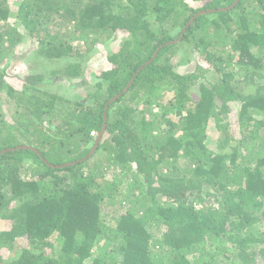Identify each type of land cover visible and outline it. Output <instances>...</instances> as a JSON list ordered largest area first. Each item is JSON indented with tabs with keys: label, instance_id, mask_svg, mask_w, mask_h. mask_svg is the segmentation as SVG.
Masks as SVG:
<instances>
[{
	"label": "trees",
	"instance_id": "16d2710c",
	"mask_svg": "<svg viewBox=\"0 0 264 264\" xmlns=\"http://www.w3.org/2000/svg\"><path fill=\"white\" fill-rule=\"evenodd\" d=\"M235 1L0 0V152L41 153H0V264H264V0L201 14L169 44L196 13ZM26 38L71 81L119 45L94 89L65 97L44 89L53 78L10 81L4 63ZM186 42L215 82L177 68ZM115 96L90 158L44 162L88 156Z\"/></svg>",
	"mask_w": 264,
	"mask_h": 264
},
{
	"label": "rangeland",
	"instance_id": "374dc122",
	"mask_svg": "<svg viewBox=\"0 0 264 264\" xmlns=\"http://www.w3.org/2000/svg\"><path fill=\"white\" fill-rule=\"evenodd\" d=\"M14 3V2H13ZM217 9V8H213ZM211 10V9H210ZM121 39V38H120ZM182 41L179 40V42ZM104 45L99 50L93 53V55L90 58V61L88 63V66L86 67L84 78L82 79H75L71 81L70 79L62 77L60 74L55 76L53 74V71L58 68V66H63L64 63L58 61H48L44 58H41L39 56L35 55V41L31 38H26L25 41L17 46L14 50L15 52V59L7 60L4 65L7 67V73L10 76V81L13 82L14 78H23L27 74L32 75H42L44 79L53 78V82H49L47 85H45L46 90L58 93L65 97H71L72 93L76 92L79 96H84V92H86L87 89L93 88V81L94 76L96 74L94 73V70H98V68L101 66L102 63L105 61V57L108 54L109 51L113 50L114 48L118 47V42ZM183 51V52H182ZM181 53H178V57H175L174 62H179L178 69L181 72L185 73H192L194 71H198V66H204V68L207 70L204 73L203 78L201 80L206 83L215 82L218 77V73H216L212 67L204 60L202 56H200L196 51L193 50V45L189 43H183ZM184 55L188 56V62L180 63L182 57ZM62 63V65H61ZM77 80L81 82L80 85L77 87H73L71 83H76ZM201 80H198L196 84L193 85L192 89L190 90V94L193 95V97L198 98L200 96L199 94V86ZM239 88L243 90L246 93L254 91V86L251 84L241 83L238 84ZM94 89V88H93ZM239 112V104H231V114L229 115V122L232 125V129L235 133H238V123H237V115ZM208 131H215V128L213 125L209 127ZM218 138H211L210 144L211 146L215 147L217 145ZM90 153V152H89ZM74 162V161H71ZM70 163V162H66ZM27 165V164H25ZM24 165V166H25ZM28 166H32L31 163L28 164ZM25 172V170H23ZM26 174V173H24ZM10 221L7 220L0 223V229L5 228L7 229L10 226ZM22 245H26V241L24 239H20L17 241V246L20 247Z\"/></svg>",
	"mask_w": 264,
	"mask_h": 264
},
{
	"label": "water",
	"instance_id": "95a60500",
	"mask_svg": "<svg viewBox=\"0 0 264 264\" xmlns=\"http://www.w3.org/2000/svg\"><path fill=\"white\" fill-rule=\"evenodd\" d=\"M239 1H240V0H236L232 5H230V6H228V7H225V8H218V9H211V10H202V11L196 13V14L194 15V17H192V18L190 19V21H189V22L186 24V26L184 27L182 35H181L177 40L170 41L169 44H173V43H175V42L181 40V39L183 38V36L185 35V32L187 31L188 26L191 25V24L194 22V20H195V18H196L197 16H199V15H201V14H206V13H209V12H216V11H219V10H225V11H226V10L232 9V8H233V7L239 2ZM161 46H164V44L161 45ZM157 52H158V50L154 53L153 57H152V58L146 63V65L149 64V63H151V62L154 60V58H155L156 55H157ZM143 67H144V66H141L140 69H142ZM134 79H135V78H133V79L131 80L130 84L127 86V88H125V91L129 89V87L132 85ZM118 96H120V95H118ZM118 96L113 97V98L108 102V104L106 105L105 110H104V124H103V127H102L101 131L99 132L98 137H97V140L95 141V143H94L92 149L90 150V153L88 154V156H86V157H84V158H82V159H79V160H77V161L70 162V163H64V164H61V165L51 164V163H49L44 157H41V158L44 160V162H46L47 164H49V165L52 166V167H66V166H68V165L77 164V163L80 162V161H84V160L90 158V157L95 153L96 149L98 148V145H99V143H100V141H101V139H102V136L104 135V133H105V131H106L107 121H108L107 110H108V108H109V105H110V103H111L112 101H114ZM18 149H31V150H34V151H36L38 154L41 155L40 151H39L38 149H36L35 147L31 146V145H18V146L15 147V148H7V149H4V150H2L0 153H7V152H9V151H12V150H18Z\"/></svg>",
	"mask_w": 264,
	"mask_h": 264
}]
</instances>
